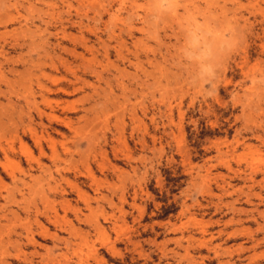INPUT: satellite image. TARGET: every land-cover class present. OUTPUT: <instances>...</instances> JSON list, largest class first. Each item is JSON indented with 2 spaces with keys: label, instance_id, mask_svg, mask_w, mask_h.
Wrapping results in <instances>:
<instances>
[{
  "label": "rangeland",
  "instance_id": "1",
  "mask_svg": "<svg viewBox=\"0 0 264 264\" xmlns=\"http://www.w3.org/2000/svg\"><path fill=\"white\" fill-rule=\"evenodd\" d=\"M0 260L264 264V0H0Z\"/></svg>",
  "mask_w": 264,
  "mask_h": 264
},
{
  "label": "clouds",
  "instance_id": "2",
  "mask_svg": "<svg viewBox=\"0 0 264 264\" xmlns=\"http://www.w3.org/2000/svg\"><path fill=\"white\" fill-rule=\"evenodd\" d=\"M187 24L188 36L180 53L185 61L197 67L196 87L205 95H212L219 82L225 58L240 46L243 36L233 26L229 29V38L218 39L220 33L211 27V21L201 23L189 18ZM209 36L213 38V44L206 42Z\"/></svg>",
  "mask_w": 264,
  "mask_h": 264
},
{
  "label": "bare ground",
  "instance_id": "3",
  "mask_svg": "<svg viewBox=\"0 0 264 264\" xmlns=\"http://www.w3.org/2000/svg\"><path fill=\"white\" fill-rule=\"evenodd\" d=\"M101 42V41H100ZM102 44V43H101ZM117 45V44H116ZM89 48V47H88ZM122 49V48H121ZM107 50V49H106ZM116 52V51H115ZM119 53V52H118ZM120 53H121V51H120ZM74 55H75V53H74ZM105 55H107V53H105ZM118 56V55H117ZM122 56V55H121ZM81 57V56H80ZM76 58H77V56H76ZM82 58V57H81ZM111 65V64H110ZM135 65V64H134ZM91 66V65H90ZM68 67V66H67ZM69 69V68H68ZM88 69V68H87ZM55 70V69H54ZM108 70V69H107ZM70 72H72V71H70ZM108 72V71H107ZM106 74V73H105ZM74 76V75H73ZM96 77V76H95ZM112 77V76H111ZM123 77V76H122ZM116 79V78H115ZM116 81V80H115ZM121 87V86H120ZM90 88V87H89ZM109 88V87H108ZM123 88V87H122ZM125 88V87H124ZM111 89V88H110ZM60 91H62V92H65V90L64 89H59ZM126 90V89H125ZM10 92V91H9ZM103 92V91H102ZM106 92V91H105ZM61 93V92H60ZM99 94V93H98ZM110 94V93H109ZM91 95V94H90ZM95 95V94H94ZM111 96H113V94L111 95ZM115 96V95H114ZM30 97V96H29ZM127 97V96H126ZM34 98V97H33ZM90 99H91V97H90ZM44 101V100H43ZM28 102V101H27ZM26 102V103H27ZM25 103V104H26ZM55 103V102H54ZM95 104V103H94ZM97 106V105H96ZM104 107V106H103ZM108 107V106H107ZM34 108H36V107H34ZM74 110V109H73ZM72 110V111H73ZM26 115V114H25ZM24 115V116H25ZM39 115V114H38ZM27 116H29V115H27ZM52 116V115H51ZM18 117V116H17ZM18 119V118H17ZM29 119V118H28ZM56 120H58L57 118H55ZM87 120V119H86ZM32 121V120H31ZM70 121V120H69ZM22 122V121H21ZM62 122H65L66 123V120L65 119H63L62 120ZM20 123V122H19ZM61 123V122H60ZM70 123V122H69ZM77 124V123H76ZM89 124V123H88ZM46 125V124H45ZM44 125V126H45ZM78 125V124H77ZM43 126V125H42ZM70 127V126H69ZM80 127V126H79ZM74 130H75V128H74ZM73 130V131H74ZM29 131V130H28ZM89 131H91V130H89ZM32 132V130L30 129V133ZM34 132V131H33ZM92 132V131H91ZM15 133V132H14ZM45 133V132H44ZM88 135V134H87ZM79 136H80V134H79ZM83 136V135H82ZM94 137V136H93ZM95 138V137H94ZM142 138V137H141ZM39 140V139H38ZM37 140V141H38ZM87 140V139H86ZM100 140V139H99ZM104 140V139H103ZM34 142V141H33ZM40 142V141H39ZM54 142V141H53ZM89 142V141H88ZM100 142V141H99ZM63 149V148H62ZM38 151H39V148H38ZM67 152V151H66ZM103 153H104V151H103ZM51 159V158H50ZM75 161V160H74ZM105 161V160H104ZM128 162V161H127ZM38 165V164H37ZM79 165V164H78ZM6 166V165H5ZM2 167V166H1ZM3 167H4V165H3ZM2 167V168H3ZM8 169V168H7ZM122 172V171H121ZM8 174V173H7ZM88 178V177H87ZM76 191V190H75ZM86 199V198H85ZM88 200V199H87ZM68 201V200H67ZM69 208V207H68ZM54 211H56L55 209H54ZM56 213V212H55ZM78 213H76V218H78L79 219V217H78ZM62 216V215H61ZM55 217H56V215H55ZM57 218V217H56ZM47 219L49 220V221H51V219H50V217H48L47 216ZM8 228V227H7ZM28 228H30V227H28ZM101 230H103V229H101ZM28 232H30L29 230H28ZM73 233V232H72ZM27 234V233H26ZM33 234V233H32ZM40 236L43 238V239H45V238H52V239H54V238H56V236L55 235H53V234H51L50 233V231L47 229V228H41V230H40ZM71 235V234H70ZM3 242V241H2ZM10 242V241H9ZM18 242V241H17ZM28 242L29 243H31L32 245H37L36 244V241H35V237H34V235H32L29 239H28ZM67 242V241H66ZM9 244V243H8ZM17 244H20V243H17ZM69 244V243H68ZM71 244V243H70ZM2 245V244H1ZM24 245V244H23ZM40 246V245H39ZM41 247V246H40ZM13 248H15V247H13ZM17 248V247H16ZM18 248H19V246H18ZM15 251V250H14ZM19 252V251H18ZM17 253V252H16ZM17 255H18V253H17ZM75 255V254H74ZM73 255V256H74ZM79 255V254H78ZM2 256V255H1ZM6 258V257H5ZM46 258H48V257H46ZM48 259H50V258H48ZM52 259V258H51ZM22 260V259H21ZM1 261V260H0ZM51 261V260H50ZM27 262V261H26ZM44 262V261H43ZM46 263V262H45ZM3 264V263H2Z\"/></svg>",
  "mask_w": 264,
  "mask_h": 264
}]
</instances>
